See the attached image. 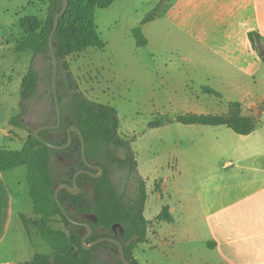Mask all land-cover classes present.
<instances>
[{
	"label": "rangeland",
	"instance_id": "obj_1",
	"mask_svg": "<svg viewBox=\"0 0 264 264\" xmlns=\"http://www.w3.org/2000/svg\"><path fill=\"white\" fill-rule=\"evenodd\" d=\"M218 4L210 0H115L96 10L97 28L106 46L89 47L69 58L82 90L91 99L114 106L120 116V135L133 140L139 170L148 180V220L155 219L164 203L174 207L176 220L152 222L148 240L135 248L134 255L142 264L220 263L206 244L217 235V223L198 210L196 200L201 184L215 177L219 183L227 181L229 164L237 161L236 156L193 152L197 147L210 149L215 140L197 136L176 117L189 112L223 113L229 102L239 100L264 107V63L250 37L230 35L234 14L229 18L216 10ZM48 7L49 0H0V127L8 115L19 112L21 77L31 66L41 73L49 71L50 62L43 55L33 58V52L18 50L24 37L22 19L35 16L45 21ZM151 13L155 18L143 23ZM137 26L143 27L149 40L145 46L136 43L133 29ZM204 86L222 96L205 93ZM31 106L28 122L33 127L49 120L50 103L35 100ZM154 119L164 124L150 127ZM17 131L21 134L22 129ZM22 147L21 139L3 138L0 131V148ZM19 167L10 178L11 186L16 197L23 196L26 207L32 209L27 167ZM114 177L120 182L124 170L117 167ZM162 181L165 189L160 188ZM120 183L123 188V180ZM132 190L133 185L129 193ZM184 199L194 211L183 210ZM50 222L64 228L60 216ZM31 231L34 250L52 253L51 246Z\"/></svg>",
	"mask_w": 264,
	"mask_h": 264
},
{
	"label": "trees",
	"instance_id": "obj_2",
	"mask_svg": "<svg viewBox=\"0 0 264 264\" xmlns=\"http://www.w3.org/2000/svg\"><path fill=\"white\" fill-rule=\"evenodd\" d=\"M115 0H68L66 12L61 16L54 34L55 53L58 59V97L62 108V124L56 129H45L40 136L54 144H65L69 140L71 126L79 127L84 135L86 157L92 164L104 168V174L95 177L82 173L78 184L83 187L79 194H72L63 188L60 200L71 217L89 222L93 227L89 244L104 236H114L116 223L124 228L117 236L124 244L126 255L132 264H142L134 255L135 248L148 240V230L152 222H174L175 216L168 204L150 221L145 216L148 199L147 180L141 174L132 146V139L120 135V116L118 110L109 104L91 99L82 90L77 76L70 67L69 58L89 47L103 49L106 42L101 37L96 24L97 8L110 6ZM63 7V0H49L48 16L40 21L35 16H27L21 21L23 39L18 43L19 51L33 52V58L43 55L49 71L40 72L31 66L24 74L20 85L19 112L10 119L11 125L29 132L21 149L0 148V170L6 171L19 166L27 167V181L33 200L36 217L21 215L27 231L34 229L52 248V253H36L30 260L20 264H124L120 258L117 244L103 241L87 249L83 247L82 236L88 228L77 225L63 214L55 199V190L61 183L73 185L76 172L89 167L82 155V144L77 132H73V142L65 149H53L33 135L34 130L43 124H56L57 111L53 89V61L49 48V36L54 19ZM148 14L143 23L155 18ZM138 46L149 43L142 26L133 29ZM253 46L262 53L264 63V42L258 31H250ZM203 91L221 97V92L210 86ZM35 100L50 103L52 110L49 120H43L35 127L28 122L31 104ZM183 124L227 125L236 133L247 135L253 132L258 120L255 115L243 112L241 101L229 102L223 113H185L176 117ZM164 121H150V127H158ZM120 151H123L121 154ZM124 170V187L114 177V170ZM133 185V192L129 193ZM87 186V187H85ZM97 216V220L92 218ZM60 216L64 228H56L50 222ZM83 230V234L80 230ZM108 252L109 255H106ZM109 256V257H108Z\"/></svg>",
	"mask_w": 264,
	"mask_h": 264
},
{
	"label": "crops",
	"instance_id": "obj_3",
	"mask_svg": "<svg viewBox=\"0 0 264 264\" xmlns=\"http://www.w3.org/2000/svg\"><path fill=\"white\" fill-rule=\"evenodd\" d=\"M210 1H219L216 10L229 14V18L234 14L231 36L249 38L250 31H258L264 42V0ZM239 101L244 114L258 113L261 120L250 134H238L227 125L186 124L198 133L197 136L203 134V138L215 140L210 149L197 147L193 148V152H232L237 160L229 164L227 181L219 183L215 177L208 184H201L196 204L199 211L217 223V235L209 238L206 244L220 259L219 264H264V107L258 108L254 102ZM13 115H8L5 126L0 127L1 136L9 139L17 137L24 145L27 132L22 129L20 134L17 131L19 128L11 125ZM19 168L0 170V264H20L39 253L34 250L21 218V215L36 217L34 209H28L26 199L23 196L17 198L11 186L10 178ZM17 182L20 183L19 180ZM160 188L165 189L163 181ZM184 200L183 210L194 211L189 200ZM164 204H168L173 213V205Z\"/></svg>",
	"mask_w": 264,
	"mask_h": 264
},
{
	"label": "water",
	"instance_id": "obj_4",
	"mask_svg": "<svg viewBox=\"0 0 264 264\" xmlns=\"http://www.w3.org/2000/svg\"><path fill=\"white\" fill-rule=\"evenodd\" d=\"M69 2L68 0H63V7L62 9L57 13V15L55 16L54 19V26L53 29L50 33L49 36V48H50V53H51V57H52V61H53V89H54V96H55V102H56V111H57V123L56 124H43L38 126L34 132L33 135L38 138L39 140H41L44 144H46L47 146L53 148V149H65L67 147H69L72 142H73V132H77L78 135L80 136L81 139V144H82V155L83 158L86 162V164L94 169H97L98 172H92L88 169H81L78 172L75 173L74 178H73V185L67 184V183H61L59 184V186L56 188L55 190V199L57 201V203L59 204L60 208L62 209L63 214L70 220V222L77 224V225H81V226H85L88 228V233L84 234L82 236V244L84 248H91L94 245H97L103 241H109L112 242L114 244H117L118 246V250L120 252V258L122 260V262L124 264H132L131 261L129 260V258L126 255V250H125V246L123 244V242L117 237V234L119 232V229L121 231V233L124 232V228L121 226V224L116 223L113 226V230L115 233V236H104V237H100L96 240H93L91 243L87 244L86 241L87 239L92 235L93 233V227L89 222H84V221H79L74 219L73 217H71L69 215V213L67 212L65 206L63 205V203L60 200V191L63 188H67V190L69 192H71L72 194H79L82 192L83 188L78 184V177L80 174L82 173H90L91 175L95 176V177H100L104 174V168L100 165H96V164H92L88 161L87 157H86V144H85V139H84V135L81 131V129L75 125L71 126L68 130L69 133V140L67 143L65 144H54L51 143L49 141L44 140L41 136H40V132L42 130L45 129H56L59 128L62 124V108H61V104L59 101V97H58V59H57V55L55 53V45H54V34L55 31L58 28L59 25V20L61 18V16L66 12L67 8H68ZM92 218L94 220H97V216L96 215H92ZM80 233L83 234V230H80Z\"/></svg>",
	"mask_w": 264,
	"mask_h": 264
},
{
	"label": "flooded vegetation",
	"instance_id": "obj_5",
	"mask_svg": "<svg viewBox=\"0 0 264 264\" xmlns=\"http://www.w3.org/2000/svg\"><path fill=\"white\" fill-rule=\"evenodd\" d=\"M85 187H87V186H85ZM83 188V187H82ZM85 222V221H84ZM121 231H120V229H119V232H118V234H117V236L119 235V233H120ZM114 236H115V234H114Z\"/></svg>",
	"mask_w": 264,
	"mask_h": 264
}]
</instances>
